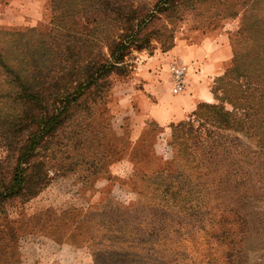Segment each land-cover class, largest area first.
I'll use <instances>...</instances> for the list:
<instances>
[{"label":"rangeland","instance_id":"374dc122","mask_svg":"<svg viewBox=\"0 0 264 264\" xmlns=\"http://www.w3.org/2000/svg\"><path fill=\"white\" fill-rule=\"evenodd\" d=\"M88 61L60 126L16 101ZM263 72L264 0H0V264H264Z\"/></svg>","mask_w":264,"mask_h":264},{"label":"trees","instance_id":"16d2710c","mask_svg":"<svg viewBox=\"0 0 264 264\" xmlns=\"http://www.w3.org/2000/svg\"><path fill=\"white\" fill-rule=\"evenodd\" d=\"M137 42V48H141V43L139 40H136ZM123 46H119L117 49L118 51H122ZM111 56H113L114 60H121L122 55L119 54L118 56H114V51L112 50ZM78 54V53H77ZM75 63H79V60H76ZM116 61L109 62V63H98L96 61H88L85 65L75 66L74 63H72V69L67 68V63L64 62L61 66L62 73H57L58 77L55 78L54 82H48L42 87L35 86L34 81H27V79H21L19 77V72L15 75V78L11 80V84L18 85V88L21 91V94L23 96H19L16 101H19V99L23 100L24 102L31 101V104L39 105V103L45 102L46 104L42 107H46L47 103L49 101L51 102V105H57L58 107H61V111L57 110V114L54 116H51L47 120L41 119L40 121H47L51 120L54 127L60 126L62 123H64L68 116L62 117V114L66 112V110L69 108V105H71L72 102H74L76 99L81 98L82 95L85 93V91L90 90L93 88V96H98V93L101 92L103 85L106 84V77L111 71H117L119 70V66ZM39 66L37 64H34L31 69L33 71L32 78H36L38 74H43L42 79L46 80V77H48L51 74V71L47 74H45L42 70L39 71ZM76 70V71H75ZM11 72V70H10ZM264 76V72L262 73ZM54 75V74H53ZM74 76V79H73ZM35 80V79H33ZM45 82V81H42ZM62 82V87H60ZM74 83V84H73ZM261 83L264 84V77L261 78ZM264 88V85H263ZM61 91V92H60ZM262 98L260 97V103L258 107H254L249 105L248 109H252V113L254 112L253 109H256V113L258 115L257 120L259 119L260 125H264V90H261ZM45 94V95H43ZM70 97V98H69ZM27 98V99H25ZM57 109V108H56ZM43 118V117H42ZM8 120L6 117L2 120L3 122ZM12 124L13 122L10 121ZM53 125H50L49 129H53ZM264 134V132H263ZM263 143H261L262 153L264 154V138L262 140Z\"/></svg>","mask_w":264,"mask_h":264},{"label":"built area","instance_id":"2783aa9c","mask_svg":"<svg viewBox=\"0 0 264 264\" xmlns=\"http://www.w3.org/2000/svg\"><path fill=\"white\" fill-rule=\"evenodd\" d=\"M185 68L177 64H171V93L181 94L185 91Z\"/></svg>","mask_w":264,"mask_h":264},{"label":"crops","instance_id":"0c3cea01","mask_svg":"<svg viewBox=\"0 0 264 264\" xmlns=\"http://www.w3.org/2000/svg\"><path fill=\"white\" fill-rule=\"evenodd\" d=\"M175 49H176V47L173 50H175ZM204 49H205V47L203 45H201L200 47H198V50L201 51V52H203ZM184 52H187V53L193 52L194 54H197V49H195V48L194 49H192V48H186V50ZM184 52H183V54H184ZM217 65H218V63H217ZM200 101H203V99L201 100V99H199L198 96H196L195 99L191 102L190 108H193Z\"/></svg>","mask_w":264,"mask_h":264}]
</instances>
